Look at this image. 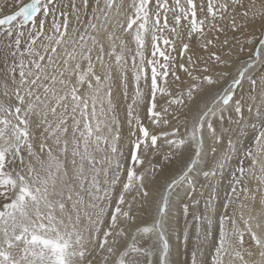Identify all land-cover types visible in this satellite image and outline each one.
<instances>
[{
  "label": "snow or ice",
  "instance_id": "6c2138e0",
  "mask_svg": "<svg viewBox=\"0 0 264 264\" xmlns=\"http://www.w3.org/2000/svg\"><path fill=\"white\" fill-rule=\"evenodd\" d=\"M10 5L0 11V264H264V0ZM130 83L138 111L129 105L121 121ZM206 89L210 100L184 112ZM158 141L164 161L181 160L162 183L143 168ZM208 151L199 194L181 201L184 259L170 260V197Z\"/></svg>",
  "mask_w": 264,
  "mask_h": 264
},
{
  "label": "bare ground",
  "instance_id": "6f19581e",
  "mask_svg": "<svg viewBox=\"0 0 264 264\" xmlns=\"http://www.w3.org/2000/svg\"><path fill=\"white\" fill-rule=\"evenodd\" d=\"M9 9H10V5L9 7H7V9H5L4 12L5 13L8 12ZM134 48L135 47L133 45V49ZM229 71H231V69H229ZM245 87L247 88V85H245ZM212 91H214V89H206L205 92L195 94L194 98L191 101L188 100L187 102L188 104L186 108L187 110L185 109L186 110L185 112H188L189 109L193 110L199 102L205 100L207 97L209 98L210 93ZM238 95H239V92H237V96ZM126 100L122 99L120 106H122ZM142 114L144 116L143 112ZM225 116H227V113H225ZM121 119L122 121H124L126 119V115L122 116ZM165 130L167 131L168 129H165ZM181 132H183V128H181ZM128 139H129L128 128H127V125H125L124 140L127 141ZM165 148H167V152H168L169 151L168 145H165ZM167 152L165 151V153ZM213 159L214 158L212 157L211 152L208 151L207 154L204 155V158L198 161V170H194L188 176L187 180L178 186V188L176 189V192H178V195L173 194L170 197V220L166 224V231L168 232V235L170 237V246H169L170 260H179L182 262L184 259L182 231L185 225V219H184L183 212H182L183 204L181 203V201H183V203H189L190 198H194L195 196L199 194L200 185L201 183H203V175H202L201 170H207L208 167L212 165ZM153 162H154L153 163L154 165L152 166L154 167V169L152 171H150L151 170L150 169L149 171L153 172V174L154 173L157 174L158 180L161 183L163 182L164 179H167L171 173L176 172L181 167V160L179 156H177L172 162L169 163L167 161H164L162 152L155 154ZM161 163L168 164V169L163 174L160 173ZM152 166H150V168H152ZM151 178L152 177H150V179ZM220 192H222V188L220 189ZM190 218H191V215L188 217V219L190 220ZM150 219H151L150 216L147 214H145L142 217L143 221L150 222ZM137 223L140 224L141 227L147 226L146 224L142 223L141 220H138Z\"/></svg>",
  "mask_w": 264,
  "mask_h": 264
},
{
  "label": "rangeland",
  "instance_id": "374dc122",
  "mask_svg": "<svg viewBox=\"0 0 264 264\" xmlns=\"http://www.w3.org/2000/svg\"><path fill=\"white\" fill-rule=\"evenodd\" d=\"M249 2V0H245V3L247 4ZM261 2V0H257V4L259 5V3ZM5 3H6V0H0V11H5V9H7V7H9V5H10V0H8V6H4L5 5ZM11 6V5H10ZM5 8V9H4ZM229 36H231V33H229ZM221 39H223V36H221ZM185 42H189V41H187V40H185ZM191 44H192V46H193V50L194 51H197L198 50V48H197V45H196V40H195V38L190 42ZM161 46L163 47V45L161 44ZM134 47H135V45H134ZM180 47H181V45H180V43L179 42H177V50H176V52H174L173 53V56H175L176 57V59H177V62H179V59H180V57H179V52H180ZM132 48H133V45H132ZM130 56H131V54H129V56H128V65H129V77H130V80H131V75H132V73H131V63H132V61H131V58H130ZM180 75H181V77H182V79H185V77H184V74L183 73H180ZM171 80H172V78L171 77H169V82L171 83ZM176 85H172V87L170 88V91L171 92H174V91H176ZM181 87H183L184 88V90H185V94H186V90H187V86L186 85H182ZM133 96H134V88L131 86V83H130V87H129V92H128V98H127V100L124 102V104L122 105V106H120L119 107V110H118V114H119V118L121 119L122 118V116H124V115H126L127 114V110H128V106L129 105H131L132 106V108H133V111L134 112H136V111H138V108H137V105H135V104H133ZM158 98H159V94H158ZM210 98L211 97H207L205 100H203V101H201V102H199L197 105H203V103H205L206 101H208V100H210ZM205 101V102H204ZM162 103L164 102L163 100L161 101ZM188 100L187 99H185V104L187 105L188 103ZM196 105V106H197ZM174 107H176V106H174ZM187 108V107H186ZM186 108H184V112L187 110ZM196 108V107H195ZM194 108V109H195ZM186 109V110H185ZM194 109H193V111H194ZM142 112L143 111H140V116L143 118L144 116H143V114H142ZM144 113V112H143ZM178 114H180L181 115V118H183V113H178ZM121 121H122V119H121ZM173 122V124L175 123V121L173 120L172 121ZM144 123H147V120H145L144 121ZM241 143H243V141H241ZM121 144H122V146H124V152H125V155H127L128 154V148H127V141H125V140H123L122 142H121ZM158 144H161V152H162V154L164 155V153H165V151L167 152V148H165V145L166 144H163V142L162 141H158ZM163 145V146H162ZM163 149H165V150H163ZM160 152V153H161ZM155 154H157V153H153L152 154V156H151V163L149 164L148 163V160L146 159V162H145V165L143 166V168H144V170L146 171V173H147V175H148V178L150 179V177H152V175H153V172H150V171H152L153 169H154V167L152 166V165H154L153 163V159H154V156H155ZM234 159H236L235 158V156H233L232 158H231V160H230V164L228 165V167L224 170V172L226 173V172H228V171H234L235 170V168H236V166H237V160H234ZM247 163V162H246ZM128 167H130L131 165H127ZM150 166H152V168H150ZM151 169V170H150ZM150 170V171H149ZM150 174V175H149ZM257 174L259 175V168H257ZM220 175H224V173H221ZM122 179H126V173H124V174H122ZM249 184L253 187V188H255V186L257 185V181L256 180H251V181H249ZM217 186H218V188H219V193H218V199H215L213 202H214V204L218 207L219 206V204H220V202H225V200H226V195L227 194H229L228 192H227V190H228V186H229V180L227 179V178H224V179H222V181H220V180H218L217 181ZM222 186V187H221ZM222 188V192H220V189ZM200 207V211L202 212L203 211V203H201V205L199 206ZM192 218V217H191ZM191 218H190V220H191ZM193 233H194V228H193Z\"/></svg>",
  "mask_w": 264,
  "mask_h": 264
}]
</instances>
